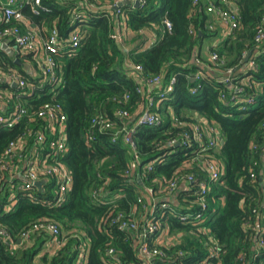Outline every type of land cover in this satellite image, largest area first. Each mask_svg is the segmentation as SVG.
<instances>
[{
	"label": "trees",
	"instance_id": "obj_1",
	"mask_svg": "<svg viewBox=\"0 0 264 264\" xmlns=\"http://www.w3.org/2000/svg\"><path fill=\"white\" fill-rule=\"evenodd\" d=\"M32 1L21 2L22 17L7 25L32 26L43 39L55 28L63 44L76 28L79 41L75 48L65 45L53 54L56 81L41 82L42 76L26 66L32 61V69L41 71L36 56L13 48L12 40L6 42L12 50L6 51L0 38V72H15L26 81L20 88L0 79V89L12 93L8 108L0 112L11 110L15 102L28 112L14 126L0 127V152L29 129L45 127L47 122L35 111L45 102H58L65 114V150L55 159L67 167L72 182L59 204L52 199L54 178L32 191L34 200L19 193L8 211L2 208L7 195H0V224L14 239L13 245L0 240V264H75L81 244L85 264H146L138 240L149 219L159 227L145 241L150 251L162 252L152 255L151 264H264V44L254 41L257 28L264 27V0H230L237 9V26L209 46L222 62L202 55V41L217 30L209 27L204 5L192 0L125 4L129 33L122 43L112 37L108 0H94L95 9L79 4L81 0H40L37 12L30 7ZM77 11L82 14L76 16ZM140 28L159 33L157 41L144 46L146 35ZM249 51L252 67L243 61ZM195 58L214 66L217 75L204 73ZM126 62L142 65L143 75H160L161 88L174 76L172 89L152 108L161 117L160 125L134 124L146 93L137 91L139 74ZM228 67L234 75L224 83L219 75ZM199 70L202 76L192 79ZM235 86L242 91L235 92ZM117 110L128 116L119 117ZM172 116L183 124H174ZM102 120L113 124L102 127ZM197 121L213 126L223 141L216 147L202 142L206 146L201 149L191 135L188 145L167 144L193 134L191 125ZM132 125L134 147L124 142L122 132L116 133L118 126ZM33 136H27L28 142ZM212 159L219 167L218 178H211L204 166ZM146 163L152 167L147 169ZM187 176L191 180L184 184ZM175 177L178 186L170 191ZM199 182L205 184L204 192ZM94 190L102 192L99 199L91 195ZM40 219L59 224L60 246L47 248L51 236L41 230L17 241L22 230ZM123 221L135 228L121 227ZM108 247L116 257L106 255Z\"/></svg>",
	"mask_w": 264,
	"mask_h": 264
},
{
	"label": "built area",
	"instance_id": "obj_2",
	"mask_svg": "<svg viewBox=\"0 0 264 264\" xmlns=\"http://www.w3.org/2000/svg\"><path fill=\"white\" fill-rule=\"evenodd\" d=\"M23 1L30 2L32 0H5L0 3V23H5V26L0 27V38L2 41L4 40L3 43L5 44L7 40H12L16 48L18 47L20 50L31 51L40 63L41 71H39L37 76H42L41 82L44 80L55 82L56 61L53 54L65 45L75 48L79 41V34L76 28L70 30L69 37L65 40L67 44H63V42L61 43L58 32L55 28H52L48 37L43 39L42 37H39L36 30L30 26L26 29H22L19 25H7V23L12 19H20L22 17L20 6ZM81 1L79 4H86L88 7L93 9L98 6L95 4L94 0ZM124 1L128 5L134 6L135 1H137L139 5L144 3V0H108L107 4L111 8V17L114 20V32L112 37L121 43L124 35L129 33L126 16L123 10V6L125 4H121ZM192 2L195 4H203L205 12L208 16H212V18H209L210 28H213L215 25L214 22H218L223 28H225L226 32H231L237 26V9L230 0H192ZM39 4L40 0H33L30 7L34 12H37L40 6ZM81 14L82 11H77L76 16H80ZM162 22L165 28H170L171 24L167 18L164 17ZM137 31L139 33H145L146 35L144 46L153 44L159 37V33L153 29L140 28ZM254 41L258 45L264 43V27L261 26L257 28L254 35ZM209 60L212 62H216L217 60L222 62V59H219L216 52L209 53ZM247 60L248 62L246 66L252 67L254 65V61L249 59V57ZM194 61L196 63H200L201 60H199V58H195ZM125 65L129 70L135 71L139 74L140 84L136 87L137 91L140 93H146V103L142 111L136 116L134 124H147L150 126L160 125L162 121L161 117L159 114L154 112L152 108L154 104H156L158 98L164 97L165 94L172 89V82L175 79L174 76H171L166 86L161 88L162 78L160 75H143L142 65L140 64L126 62ZM202 74L203 71L199 70L192 76V79L200 78ZM233 75L234 70L231 67H228L225 69L224 73H222L220 79L224 83H230ZM0 79H3L9 84H15V86H19L20 88H24L26 86V81L12 71L0 72ZM155 88L161 89L158 90L157 93H153ZM7 91L10 92L7 89H4V92L0 89L1 102L7 100V97H11L9 93L6 94ZM194 91L195 88L191 90V92ZM234 91L241 92L242 88L235 86ZM244 99L249 102L248 98ZM7 108L8 107L5 103H3L2 107H0L2 110ZM241 108H244V106L242 105ZM116 112L121 118L128 116V113L125 110H117ZM27 114L28 112L24 106L19 102H15L11 110L0 112V127H12ZM35 114L46 121L47 125L33 131L29 129L27 131L28 134H21L18 140L19 142H9L0 152V195H7V202L2 206L3 211H8L15 206L19 193L27 196L30 200H34L35 195L32 191L34 189L41 190L45 182L50 178L55 179V190H53L54 195L52 198L53 204H59L64 200L65 193L72 182V177L67 167L58 159H55L56 154L65 150V114L62 111L61 105L58 102L53 101L45 102L38 110L35 111ZM172 122L178 126L183 124V122L178 120L175 116H172ZM112 124L113 123L110 121L102 120V127H110ZM191 128L193 130V134L184 133L181 140L173 138L168 140L167 144L188 145L191 140V135H193L192 137L198 142H201L199 143V145L202 146L201 149L205 148L206 145L216 147L221 141L220 134L215 130V128H213V126L207 123L197 121L195 124L191 125ZM118 132H122V137L126 144L131 147L135 146L132 139V133L134 132L133 125L128 128L118 126L116 133ZM32 133L34 134L33 141L28 142L29 139L27 136ZM202 142H207V144L203 145ZM134 158L138 160L136 151H134ZM48 160H50V162H48ZM204 166L211 178H218L220 171L218 164L214 159L205 162ZM145 167L150 169L152 167L151 163H146ZM137 177L139 178V174H137ZM41 179L43 180V183L40 188H37L35 182ZM185 179L191 180V176H187V178L183 179L184 184H186ZM177 180L178 177H175L169 182L168 186L170 191H173L178 186ZM199 186L201 191L204 192L205 184L203 182H199ZM101 193L99 190H94L91 192V195L94 198L98 197L99 199ZM146 194L148 196H152L151 188L146 189ZM165 205L166 203H162V206ZM184 217L185 216H182V218ZM121 227L133 229L135 228V224L133 222L123 221ZM158 227V224L149 219L139 236L138 243H140L138 246V252L144 258L146 264H151L152 255L162 254V252L157 249L150 251L147 241H145L148 234L154 232L158 229ZM256 227L258 229L260 228L259 225ZM36 230L45 231L51 236L49 245L53 248L62 244L63 239L59 224L54 221L44 219L37 220L34 222L32 227L22 230L17 241L19 240L20 242L22 239L28 238L30 233ZM0 240L7 245L14 244L12 235L9 233L7 228L1 224ZM105 251L106 255L116 257V252L113 247H108ZM85 256V246L81 244L80 253L75 260V264H85ZM113 264H115V261H113Z\"/></svg>",
	"mask_w": 264,
	"mask_h": 264
},
{
	"label": "crops",
	"instance_id": "obj_3",
	"mask_svg": "<svg viewBox=\"0 0 264 264\" xmlns=\"http://www.w3.org/2000/svg\"><path fill=\"white\" fill-rule=\"evenodd\" d=\"M4 1L5 0H0V3L4 2ZM209 18H212V16L209 15ZM214 24L215 25L213 26V28L217 30V35L213 36V37L205 38L202 41V45H201L202 55L204 58H207V59H209V53H210L209 52V46H210V44H212V43L218 44L222 40V38L226 36L225 35V28H223L218 22L217 23L214 22ZM30 27L33 28L32 26H30ZM33 29H35V28H33ZM36 32L39 35V37H42L41 31L36 30ZM263 44H261L260 46H262ZM8 47H10V46H8ZM10 48L12 50V47H10ZM123 49H124V47H123ZM198 64L202 67L204 66L205 73L210 74V75H213V74L217 75V73H216L217 69L214 68V66L207 65V64H205V62H202V64H200V63H198ZM26 66H27V69L32 70L33 74H35V75L39 74V69L38 70H36L35 68L32 69V64H27ZM219 77H220V75H219ZM8 93L10 96H12L11 92L7 91L6 94H8ZM3 103L6 104L7 100H5L4 102L0 101V107H2ZM46 247L53 249V247L49 244Z\"/></svg>",
	"mask_w": 264,
	"mask_h": 264
},
{
	"label": "water",
	"instance_id": "obj_4",
	"mask_svg": "<svg viewBox=\"0 0 264 264\" xmlns=\"http://www.w3.org/2000/svg\"><path fill=\"white\" fill-rule=\"evenodd\" d=\"M121 4H126V2H122ZM135 6H138L139 3L137 1L134 2ZM2 47L6 50V51H11V48L7 46V44L3 43ZM13 48H16V46H14ZM250 51L243 57V61H246L248 59V57L250 56ZM15 85V84H14ZM223 140L221 139L220 142H222ZM43 183V180H38L35 182V185L37 186V188L41 187V184ZM19 241V240H18Z\"/></svg>",
	"mask_w": 264,
	"mask_h": 264
},
{
	"label": "rangeland",
	"instance_id": "obj_5",
	"mask_svg": "<svg viewBox=\"0 0 264 264\" xmlns=\"http://www.w3.org/2000/svg\"><path fill=\"white\" fill-rule=\"evenodd\" d=\"M122 46H124L123 44H122ZM30 63L32 64V61H30ZM3 92H4V89H1ZM168 195H171V194H168ZM172 196V195H171Z\"/></svg>",
	"mask_w": 264,
	"mask_h": 264
}]
</instances>
